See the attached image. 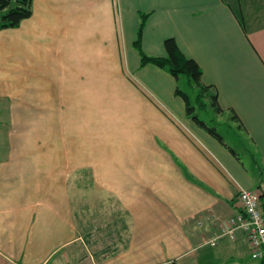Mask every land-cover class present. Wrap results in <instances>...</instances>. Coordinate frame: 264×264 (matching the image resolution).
I'll use <instances>...</instances> for the list:
<instances>
[{
  "label": "crops",
  "instance_id": "crops-1",
  "mask_svg": "<svg viewBox=\"0 0 264 264\" xmlns=\"http://www.w3.org/2000/svg\"><path fill=\"white\" fill-rule=\"evenodd\" d=\"M141 15L146 55L173 38L216 89L225 145L172 75L140 65ZM248 15L240 0H32L0 30V264H264L223 235L240 188L264 209V13ZM91 170L127 218L104 251L72 205Z\"/></svg>",
  "mask_w": 264,
  "mask_h": 264
},
{
  "label": "trees",
  "instance_id": "trees-1",
  "mask_svg": "<svg viewBox=\"0 0 264 264\" xmlns=\"http://www.w3.org/2000/svg\"><path fill=\"white\" fill-rule=\"evenodd\" d=\"M31 5L32 0H0V30L18 27L22 20L31 15ZM145 18V15H141L137 30V39L134 42V46L140 55V65L142 66L150 63L164 69L172 75L176 80L174 94L179 96L184 101L186 106V115L208 134L225 145L222 137L219 135L215 125L213 124L214 117H211L206 121L201 119L197 113L201 111L208 114L209 110H211L210 114H213L222 111L217 101L216 89H213L212 92L209 90L212 88L211 86H207L202 83L201 68L193 59L186 57L180 51L173 38H167L164 40V48L166 51L165 57H151L146 55L142 51L140 43ZM182 76L186 78V84L193 92L194 102H196L195 104H193L190 96L179 86V81ZM230 151L234 153L233 150L230 149Z\"/></svg>",
  "mask_w": 264,
  "mask_h": 264
},
{
  "label": "rangeland",
  "instance_id": "rangeland-1",
  "mask_svg": "<svg viewBox=\"0 0 264 264\" xmlns=\"http://www.w3.org/2000/svg\"><path fill=\"white\" fill-rule=\"evenodd\" d=\"M240 4L245 13L244 20L246 22L249 20L248 13H264V0H240ZM262 20H264V18H262ZM179 86L190 96L193 104H195L193 92L190 90L191 88L187 86L184 76L181 77ZM197 113L201 119L206 121L212 116V114H206L201 111ZM0 116L4 117L5 113L0 112ZM94 123L95 122L92 124ZM71 194L73 195L72 205L74 206V212L76 214V225L80 227V229L84 227L88 229V225H90L91 222L92 232L87 233L85 236L91 239L92 247H100L101 250H106L104 246L108 245V242L114 237L115 224L117 221H127L124 210L122 211L118 203L116 204L114 202L113 196L94 187L92 170L81 173L79 177L75 178L74 193L71 192ZM114 210L118 211V216H121V219L114 218ZM88 216L91 218L84 219ZM84 240L86 242V239Z\"/></svg>",
  "mask_w": 264,
  "mask_h": 264
},
{
  "label": "built area",
  "instance_id": "built-area-1",
  "mask_svg": "<svg viewBox=\"0 0 264 264\" xmlns=\"http://www.w3.org/2000/svg\"><path fill=\"white\" fill-rule=\"evenodd\" d=\"M239 213L226 220L223 235L234 239L237 232H242L250 246L253 259L264 258V209L260 193L255 190L240 188L237 192ZM211 245L215 240L209 241Z\"/></svg>",
  "mask_w": 264,
  "mask_h": 264
}]
</instances>
